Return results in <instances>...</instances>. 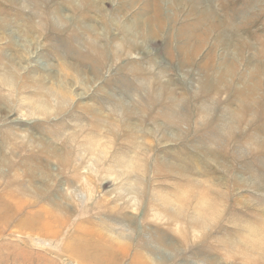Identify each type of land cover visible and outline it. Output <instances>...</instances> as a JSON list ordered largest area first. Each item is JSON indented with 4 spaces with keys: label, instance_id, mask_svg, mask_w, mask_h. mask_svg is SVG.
<instances>
[{
    "label": "rangeland",
    "instance_id": "1",
    "mask_svg": "<svg viewBox=\"0 0 264 264\" xmlns=\"http://www.w3.org/2000/svg\"><path fill=\"white\" fill-rule=\"evenodd\" d=\"M0 264H264V0H0Z\"/></svg>",
    "mask_w": 264,
    "mask_h": 264
},
{
    "label": "bare ground",
    "instance_id": "2",
    "mask_svg": "<svg viewBox=\"0 0 264 264\" xmlns=\"http://www.w3.org/2000/svg\"><path fill=\"white\" fill-rule=\"evenodd\" d=\"M124 44V43H123ZM126 44V43H125ZM20 185V184H19ZM6 187V186H5ZM24 188V190L26 191V187L24 186L23 187ZM11 198V197H10ZM8 199V198H7ZM4 200H6V199H4ZM21 204L22 205H25L28 201H25L24 199H21ZM5 203V202H4ZM7 203H8V200H7ZM10 203V202H9ZM11 203H13V202H11ZM35 242H37V241H35ZM92 248V247H91ZM90 247H87V245H86V248L85 247H82V249H86V253L90 256V260L91 261H94L95 260V258H97V257H99L100 256V254L102 255V254H104L105 253V251H107V250H109V249H107V248H105V247H103V245H101V244H98L97 246H94V248H92L91 249ZM92 256H94V258H92Z\"/></svg>",
    "mask_w": 264,
    "mask_h": 264
}]
</instances>
